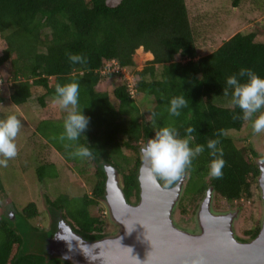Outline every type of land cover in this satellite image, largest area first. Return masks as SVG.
Listing matches in <instances>:
<instances>
[{
    "label": "trees",
    "instance_id": "obj_1",
    "mask_svg": "<svg viewBox=\"0 0 264 264\" xmlns=\"http://www.w3.org/2000/svg\"><path fill=\"white\" fill-rule=\"evenodd\" d=\"M259 31L237 33L212 53L200 56L186 0H0V76L9 65V101L26 104L40 89L37 101L46 108V98L54 96L57 83L77 82L79 109L89 118L77 143L93 153L91 159H83L80 171L92 172V191L82 196L78 206H72L67 195L45 198L49 213L55 216L49 230L33 224L42 216L34 202L12 218L5 214L7 196L0 176V264H71L46 250L63 221L87 241L106 237L107 218L101 207L107 180L104 166L112 165L119 171L126 199L137 204L140 149L159 127H174L181 138L192 127L190 146L205 148L188 170L179 205L183 216L188 214L186 208L197 212L210 187L221 208L234 209L242 200H251L259 190L257 161H264V157L251 144L238 147L229 136L245 124L243 119H233L234 115L242 116L239 107L226 108L215 101L231 98V89L228 96L223 94L225 79L241 68L252 69L264 78V42L257 40ZM140 48L147 61L143 70L137 71L134 55ZM69 52L83 54L87 63H70ZM109 62L129 69L136 81L133 93L130 82L120 80L113 90L118 106L108 92L98 90L106 78L101 72ZM180 95L188 107L181 109L179 117L170 116V100ZM145 97L155 101L149 112L137 106L136 99ZM6 101L0 92V104ZM209 139H219L218 147L224 153L226 165L220 179L208 174L212 159L207 149ZM61 151L66 163L78 166L79 160ZM48 167L55 166L45 157L37 171L40 182ZM95 209L99 215H94ZM260 228L258 223L244 233L256 238Z\"/></svg>",
    "mask_w": 264,
    "mask_h": 264
},
{
    "label": "rangeland",
    "instance_id": "obj_2",
    "mask_svg": "<svg viewBox=\"0 0 264 264\" xmlns=\"http://www.w3.org/2000/svg\"><path fill=\"white\" fill-rule=\"evenodd\" d=\"M235 2L238 3L237 7ZM186 3L193 27L197 32V45L200 56L212 53L224 41L229 40L237 33L258 32L259 27L264 30V0H186ZM263 32H260L261 34L257 38L261 42H264ZM134 60L137 65L136 70L141 71L145 66L147 56L142 49H139L134 55ZM9 69V65L5 66L0 76V92L7 99L5 103L0 104V119L7 114L14 113L21 120L22 127L16 140L18 145L17 157L9 160L6 168L0 167V176L6 191L5 196H7L4 205L5 214L12 218L17 212L19 215V212L28 204L34 202L38 205L42 216L33 221V224L40 228L48 227L49 229L55 216L49 213L45 198L55 200L62 195H67L71 199V205L78 206L82 196L92 191L93 176L92 172H80L85 165L83 159L80 161L79 158H74L77 161L79 160L78 166L75 167V164L66 163V160L62 157L61 150H64L68 156H70V150H66L63 144L54 137H59L63 132V119L66 113L59 108L54 109L51 107L53 97L48 96L46 98V108H41L37 101L41 93L40 89L35 91L37 95L32 97L26 104L15 105L9 101L11 94V81L8 78ZM124 73L126 74L124 76L117 75L119 78L102 74L106 78L98 88L101 92H108L112 103L116 106H118V103L113 98V90L121 82L120 80L123 81L128 78L133 93L135 92L136 81L134 76L129 69H125ZM137 99V106L142 112H149L153 109L155 102L153 97L140 98L138 101ZM215 102L222 107H234L231 98H217ZM251 124V120L245 121L240 131H230L229 136L238 147L251 144L264 157V132L253 135ZM38 127H41L39 131H37ZM110 151L109 153L113 156V151ZM45 157L48 161L54 163L55 167H48L44 180L40 182L37 171ZM251 200V205L244 203L247 209L240 210L239 218L234 225V232L237 237L247 238L244 232L258 223H262L264 210L260 189L256 190ZM180 203L181 201L174 212V222L179 228L192 233V229L197 225L195 219L198 210L194 213L193 208H186L188 214L183 216L179 211ZM217 203L218 200L214 195L213 209L216 213L236 211L238 207L234 209L221 208ZM184 205L187 204L184 202ZM101 207L103 208L102 215L107 218L105 233L106 235H113V231L117 230L116 224L112 221L109 208L105 202H102ZM93 213L99 215V210L95 209ZM18 223L19 219L17 220ZM66 223L68 224V222ZM50 244L49 241L46 247L48 252H50Z\"/></svg>",
    "mask_w": 264,
    "mask_h": 264
},
{
    "label": "water",
    "instance_id": "obj_3",
    "mask_svg": "<svg viewBox=\"0 0 264 264\" xmlns=\"http://www.w3.org/2000/svg\"><path fill=\"white\" fill-rule=\"evenodd\" d=\"M257 162L264 210V161ZM149 168L142 161L138 174L140 199L131 204L121 187L119 171L105 165L104 202L120 232L91 242L62 222V231L50 241L52 256L71 264H192L201 257L203 264H264V216L257 237L247 243L239 241L234 225L240 209L216 213L215 192L210 187L196 216L200 231L187 232L175 224L173 216L183 196L188 171L175 186L164 188Z\"/></svg>",
    "mask_w": 264,
    "mask_h": 264
},
{
    "label": "clouds",
    "instance_id": "obj_4",
    "mask_svg": "<svg viewBox=\"0 0 264 264\" xmlns=\"http://www.w3.org/2000/svg\"><path fill=\"white\" fill-rule=\"evenodd\" d=\"M72 64H85L87 58L83 54L66 53ZM231 89V103L238 106L242 116L234 115L233 119L252 121L253 135L264 132V78H261L254 70L241 68L238 74L227 76L225 79V96ZM52 108L63 110L66 115L63 119V132L58 139L69 155L73 158L91 159L93 153L87 146L80 145V136L85 132L89 118L79 109V84L75 81L65 84L57 83L55 93L51 101ZM188 107V101L183 95L174 96L170 100L167 111L170 116L179 117L181 109ZM156 113H152L155 117ZM155 125V120L153 119ZM22 124L16 114H7L0 119V167H7L9 160L18 155L17 137ZM194 128L186 129L187 136L180 137L179 131L171 126H163L155 129V135L140 149L141 160L150 165V172L164 188H171L180 181L186 172L192 167L193 159L204 152V145L190 146L193 140L191 135ZM219 139H209L207 149L212 157L208 164L209 176L220 179L223 177V168L226 161L223 158V150L218 147ZM143 170V169H142ZM192 264H203V257L194 260Z\"/></svg>",
    "mask_w": 264,
    "mask_h": 264
},
{
    "label": "flooded vegetation",
    "instance_id": "obj_5",
    "mask_svg": "<svg viewBox=\"0 0 264 264\" xmlns=\"http://www.w3.org/2000/svg\"><path fill=\"white\" fill-rule=\"evenodd\" d=\"M204 199V198H203ZM246 200H242L240 203H238L237 205L240 207V208H237V209H240V210H242V209H247L246 207V204H248V205H251L252 204V200H250V201H248V202H245ZM244 203H246V204H244ZM132 204V203H131ZM236 209V210H237ZM194 219H195V217H194ZM196 220V219H195ZM196 222V221H195ZM61 225L62 224H60L59 225V227H58V230L56 231V233H55V235L57 236V234H59V232H61L62 230H61ZM69 225V224H68ZM115 227H116V229L117 230H115V231H113V235H106V237H108V236H115V235H117L119 232H120V228L117 226V225H115ZM198 226L196 225V227L194 228V229H192L193 230V232H192V234H197L200 230H199V228H197ZM49 230V229H48ZM186 231V230H185ZM191 233V232H190ZM106 234V233H105ZM246 235V234H245ZM247 236V238H242V237H237V235H236V238L239 240V241H241V242H243V243H247V242H249V241H251V240H253L254 238H250L248 235H246ZM55 237V236H54ZM54 237H53V240H54ZM106 237H104V238H106ZM103 239V238H102ZM100 240V239H99Z\"/></svg>",
    "mask_w": 264,
    "mask_h": 264
},
{
    "label": "built area",
    "instance_id": "obj_6",
    "mask_svg": "<svg viewBox=\"0 0 264 264\" xmlns=\"http://www.w3.org/2000/svg\"><path fill=\"white\" fill-rule=\"evenodd\" d=\"M124 70L125 69H122V68L119 67L118 63H116V62H109V63H107L105 65V67H104V69L102 70L101 73L103 75H113V74H115V75L124 76V75H126L124 73ZM125 79L127 80L128 78H125ZM130 87H131V85H130Z\"/></svg>",
    "mask_w": 264,
    "mask_h": 264
},
{
    "label": "bare ground",
    "instance_id": "obj_7",
    "mask_svg": "<svg viewBox=\"0 0 264 264\" xmlns=\"http://www.w3.org/2000/svg\"><path fill=\"white\" fill-rule=\"evenodd\" d=\"M141 49V48H140ZM147 56V55H146Z\"/></svg>",
    "mask_w": 264,
    "mask_h": 264
}]
</instances>
